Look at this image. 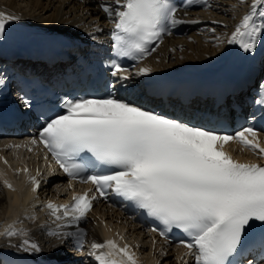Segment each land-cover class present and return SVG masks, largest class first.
Wrapping results in <instances>:
<instances>
[{
    "label": "snow or ice",
    "instance_id": "snow-or-ice-1",
    "mask_svg": "<svg viewBox=\"0 0 264 264\" xmlns=\"http://www.w3.org/2000/svg\"><path fill=\"white\" fill-rule=\"evenodd\" d=\"M115 3L119 6L116 9L110 5L101 7L110 18L117 17L112 39L119 56L143 60L154 50L149 48L150 43H162L166 25L184 23L177 18V9L167 7L162 0ZM200 3L207 4L208 0ZM16 19L0 13V39L6 23ZM262 36L264 0H253L250 11L227 37V43L253 52ZM112 68L113 77L128 79L120 75L127 71L120 64L114 63ZM149 71L141 69L137 75ZM115 83L108 86L114 88ZM253 102L264 109V83L259 85ZM25 104L31 106L27 101ZM63 107L67 114L46 121L38 133L39 142L70 179L79 178L81 183L93 185L96 195L74 194L71 206L49 203L47 207L57 221L66 220L78 229L66 234L50 231V236L61 241L71 239L79 250L87 235L78 228L79 222L91 211L97 195L107 199V191L112 190L143 210L146 217L158 221L163 226L161 236L167 237L173 228L182 230L187 240L180 241V246L194 255L196 264H242L232 260L242 248L256 244L264 247V166L239 163L224 151L225 145L235 142L254 152L258 150L264 157V146L254 128H244L234 136L219 135L114 96L65 100ZM31 143L36 144L37 140ZM82 153L91 154L108 171L84 175V168L76 159ZM29 182L34 185L33 191L39 189L35 177L29 176ZM5 235L27 237L28 233L10 226ZM21 248L31 253L42 251L29 239L23 240ZM92 249L93 255L95 250L108 249L95 255L97 264H137L127 245L121 248L114 240L93 243Z\"/></svg>",
    "mask_w": 264,
    "mask_h": 264
},
{
    "label": "bare ground",
    "instance_id": "bare-ground-1",
    "mask_svg": "<svg viewBox=\"0 0 264 264\" xmlns=\"http://www.w3.org/2000/svg\"><path fill=\"white\" fill-rule=\"evenodd\" d=\"M0 0V13H5L7 15H13L18 17V19L7 22L6 30L15 28L17 22L20 24L27 25L35 29H47L51 30L54 33L65 32L71 26H77L82 30H86L95 34L98 37H104L107 33L109 26L113 24L115 16L109 17L102 9L101 5H110L113 9L119 7L116 5L115 0ZM253 3V0H208L207 4L202 6L194 11H183L177 15L179 20L184 21L181 25H184L187 33L183 37L175 39H167L165 44H162L154 55L145 62L142 69L152 70H170L176 67L178 68H192L199 69L204 72L213 66L220 65L225 56L230 53L236 52V48L233 45L227 43V37H230L232 32L235 30L236 26L241 22L242 17L250 11V4ZM18 4V5H17ZM230 6V8H228ZM19 9L31 10L23 11ZM230 10V11H228ZM214 16V17H213ZM259 20V18H257ZM259 23V21H258ZM221 27V28H219ZM78 29V31H82ZM219 31V35L223 36V44L221 48L214 49L209 47L208 49H200L198 46L193 45L189 49H193L191 56L193 60L186 61L185 58H175L170 59L168 57L178 55V51L182 49V46L186 47L187 40H183V44L179 46L180 40L184 37L188 39L194 38L198 43L204 42L208 43L211 39H214L215 32ZM84 31V32H86ZM264 37V36H262ZM204 39V41H203ZM229 45V46H228ZM217 50V51H216ZM216 51L217 54L213 56L207 55V53ZM158 53V54H157ZM157 54V55H156ZM156 55V56H155ZM195 58V59H194ZM171 61V62H170ZM174 61V62H173ZM186 61V62H185ZM184 63V64H183ZM172 64V65H171ZM158 66V67H157ZM206 66V67H205ZM203 67L204 69H201ZM4 152H0V155ZM247 154V152H244ZM253 156V152H249ZM6 169H8L5 166ZM2 171V169H1ZM7 174L9 172H0ZM2 176V182L0 180V212L3 214H8L13 217V221L10 223L12 227L16 229L17 232H27V237L23 235H15L8 237L5 234L0 238V251H7L12 254L17 253L21 256L32 258L35 253L25 252L22 250L21 245L24 239H29L32 242H35L39 245L42 251L38 252L42 255H52L56 257H68L70 254L77 257L83 254V250L80 252H75L71 250L72 248L69 239L59 240L46 234L45 228L41 227L38 231L39 226L44 225L40 223L44 221V217L41 216L39 212L38 203L39 200L33 198V194L30 191L28 186H25L23 183H15L11 188H9ZM18 188H17V187ZM2 210V211H1ZM99 210L103 211L102 215L105 218L110 220H115L113 216L110 215L109 210ZM1 213V214H2ZM0 215V219H1ZM4 217V216H3ZM99 221H91L90 219L85 223L88 229V235L86 241L89 245L90 250L88 254L93 252L92 244L93 243H103L100 234L109 236L113 232L107 226H97ZM61 222H50L48 224L47 230L50 231H59L63 233H68V230L71 226L64 225L60 226ZM10 226V225H9ZM76 226H73V228ZM4 229V228H2ZM128 231H132L131 228ZM137 234L145 236L139 230H134ZM42 238L47 245L42 246L39 243V239ZM110 240H114L117 245L123 244L122 240L117 236H112ZM64 245H68L64 247ZM100 252L103 254V249L95 250V253ZM160 255H157L159 259ZM84 259H74L76 260L75 264H96L92 259H90L87 254H83ZM94 256V255H92ZM161 261L164 264H172L173 258L170 255H162ZM156 258V259H157ZM157 262V261H156ZM161 264V262H160Z\"/></svg>",
    "mask_w": 264,
    "mask_h": 264
},
{
    "label": "rangeland",
    "instance_id": "rangeland-1",
    "mask_svg": "<svg viewBox=\"0 0 264 264\" xmlns=\"http://www.w3.org/2000/svg\"><path fill=\"white\" fill-rule=\"evenodd\" d=\"M17 3L19 4V1L17 0ZM17 4V5H18ZM228 8H230V6L228 7ZM19 10H23V9H19ZM23 11H31V10H23ZM228 11H230V10H228ZM214 17V16H213ZM219 28H221V27H219ZM219 31H221L222 32V30H217L216 32H215V35H214V39H211L208 43H204V42H200V43H198L194 38H191V39H188L187 37H184V38H182L181 40H180V44H179V46H181L182 44H183V40L184 39H186L187 41V46L185 47L184 46V44H183V46H182V49H181V51H180V49H179V51H178V55H174V56H169L168 57V59H173V58H175V56H179L178 58H185L186 59V61H188V60H193V58H192V56H191V52L193 51V49H189L190 47H192L193 45H195V47L196 46H198V48L200 49V47H201V49H208L209 47H211V48H213V50L214 49H219V48H221V46H222V44H223V36H221V35H219V33H221V32H219ZM219 38V39H218ZM203 41H204V39H203ZM200 46V47H199ZM216 50V51H217ZM216 51H212V52H209V53H207V55H210V56H213L214 54H217L218 52H216ZM195 59V58H194ZM185 61V62H186ZM171 62V61H170ZM174 62V61H173ZM165 63H166V61H165ZM184 64V63H183ZM172 65V64H171ZM2 211V210H1ZM2 212H0V215L2 216L1 217V219L2 220H4L3 221V223H5L6 222V217H7V214H1ZM4 216V217H3Z\"/></svg>",
    "mask_w": 264,
    "mask_h": 264
}]
</instances>
